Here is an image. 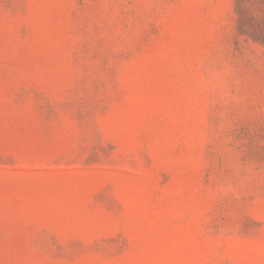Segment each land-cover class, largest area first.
I'll list each match as a JSON object with an SVG mask.
<instances>
[{
	"label": "rangeland",
	"instance_id": "obj_1",
	"mask_svg": "<svg viewBox=\"0 0 264 264\" xmlns=\"http://www.w3.org/2000/svg\"><path fill=\"white\" fill-rule=\"evenodd\" d=\"M0 264H264V0H0Z\"/></svg>",
	"mask_w": 264,
	"mask_h": 264
}]
</instances>
